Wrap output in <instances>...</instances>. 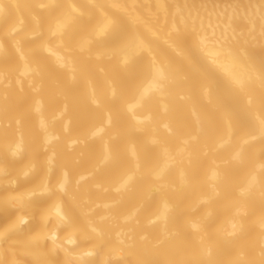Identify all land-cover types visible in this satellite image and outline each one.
Masks as SVG:
<instances>
[{"label":"bare ground","instance_id":"obj_1","mask_svg":"<svg viewBox=\"0 0 264 264\" xmlns=\"http://www.w3.org/2000/svg\"><path fill=\"white\" fill-rule=\"evenodd\" d=\"M0 264H264V0H0Z\"/></svg>","mask_w":264,"mask_h":264}]
</instances>
